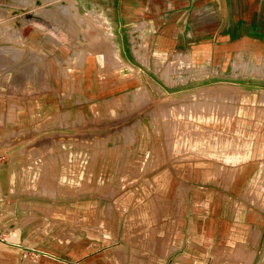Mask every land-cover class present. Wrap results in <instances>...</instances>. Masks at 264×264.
I'll return each instance as SVG.
<instances>
[{
    "label": "crops",
    "instance_id": "obj_1",
    "mask_svg": "<svg viewBox=\"0 0 264 264\" xmlns=\"http://www.w3.org/2000/svg\"><path fill=\"white\" fill-rule=\"evenodd\" d=\"M76 6L83 11L92 8L107 19L116 53L124 65L138 68L129 60L138 63L133 53L136 47L145 54L146 63L167 60L159 73L176 58L187 59L200 73L213 68V75L231 78L208 86H216L214 90L230 87L222 90L228 93L225 103L236 101L239 109L213 105L216 109L211 116L232 119L235 115L240 130H225L233 119L223 123L220 130L205 128L202 133L193 130L184 134L179 129L175 135L180 145L192 147L189 158L183 157L186 151L181 152L183 147L179 146L178 157H170L175 152L166 140L175 137L174 123L186 124L184 118L178 117L181 114L202 119L200 110L187 111V107L197 104L174 107L169 116L177 117L175 120L166 125L161 121L160 127L146 123L143 132L136 131L133 121L121 130L102 131L103 137L150 140L145 148H121L129 156L145 153L146 162L155 163L146 173L144 193H137L138 179H133L124 184L128 190L113 195L106 203L99 191L65 194L64 223L53 222L49 227H38L37 223L26 227L23 216L19 218L22 225L11 222L26 203L60 199L51 196L49 183L43 185L41 181L38 190L31 189L38 193L27 194L23 189L28 175L34 171L37 174L49 164L56 163L59 170L65 164L66 172L60 176L56 170L57 177L64 180L66 187L72 188L77 181L75 188L84 189L89 168L99 166L101 150L57 147V140L71 142L72 137H86L84 132L72 133L71 119L67 127L37 131L41 135L38 139L56 138L48 142L53 149L48 164L42 143L31 148L17 143L0 149L6 152L0 151V264H264V76L246 74L264 75V0H76ZM192 86L196 87L182 90L203 88L201 83ZM79 88L85 101L97 98V92L115 94L123 90L118 85L104 90L98 85L88 88L83 83ZM169 89L165 92L169 103L166 109L171 106L169 100H179L183 92ZM6 115L1 113L0 119L6 121ZM1 139L0 145L5 147L8 143ZM225 139V146L219 149L197 144H220ZM202 154L214 157H201ZM63 155L66 160L61 158ZM89 155L96 157L89 162ZM129 160L127 165L133 163L132 158ZM75 171L80 172L79 179ZM35 179L37 185L40 179ZM100 182L103 188L104 179ZM119 182L108 185L121 188ZM86 195L92 197L88 199L91 203L83 199Z\"/></svg>",
    "mask_w": 264,
    "mask_h": 264
},
{
    "label": "rangeland",
    "instance_id": "obj_2",
    "mask_svg": "<svg viewBox=\"0 0 264 264\" xmlns=\"http://www.w3.org/2000/svg\"><path fill=\"white\" fill-rule=\"evenodd\" d=\"M83 17H87L91 24L85 23ZM102 19L104 25H102ZM105 23L107 24L105 25ZM108 27L107 19L94 9L87 8L85 11L77 9L76 0H0V55L3 54L0 56V114L7 113L4 117L6 121L0 119V140L3 138V141L8 143L5 147L0 145V149L14 146L17 143L20 147L29 145V148L42 143V145L45 144L46 150L44 152L45 164H48V155H51L53 151L52 148H49L48 142L56 141V138L46 136L38 139L41 135L37 131L41 128L53 131V126L67 127V120L71 119L72 128L69 127V129L71 128L72 133L84 132L87 133L86 137L81 139L75 136L72 137L71 142L64 139L57 140V147L87 146L89 149L93 148L94 151L100 149L102 155L105 152L103 156L101 154L98 156L100 161L99 163L97 161V164L99 166L89 168L85 182L87 185L84 189L75 188L77 181L73 182L72 188L64 185V180L59 177L66 172L65 164L60 166V170L57 169L56 163L49 164L46 169L37 171V174H34V171V176L28 175V180L25 181L27 186L23 189L27 194L38 193L32 192V190L34 188L38 190L41 183L43 185L49 183L50 185L47 187L53 191L51 196L60 199L40 204L26 203L23 207L20 206V212L11 221L13 223L18 221L19 224L22 223V220H27L26 227L34 223H37L38 227H49L53 222L63 224V212L66 208L62 196L65 194H93L99 191V195L106 203V201L112 200L113 195L128 190L129 188L124 184H129V181H133V179H138L137 193H144L146 173L155 163L153 165L150 162L147 163L145 153L129 156L122 152L121 148L135 146L145 148L150 140L137 137L126 140L117 137H103L102 131L124 129L129 121L136 123V129L138 128L136 131L141 132L146 130V123L152 122L160 127L161 121H164L166 125L167 121L170 122L177 118L169 116L171 109L186 107L190 103L197 104V107H187V111L200 110L202 119H195V115L192 116L188 113L178 116L184 118L186 124L184 122L181 123V126H177V123L173 125L175 137L166 140V143H170L169 147L175 152L170 157H178V146L183 147L175 135L179 129L181 133L185 131L184 134L186 131L193 132V130L202 133L205 128L220 130L223 123L233 119L232 123L225 126V130H240L235 115L232 119L226 116L220 118L211 116V114L214 115L216 109L213 105L228 110L231 107L239 109L236 106L239 105L236 101L233 102L234 104L225 103L228 93L222 90L230 87L222 86L220 87L222 90H214L213 88L216 86H208L215 82L230 81L231 78L213 75V68H207L203 73H200L195 71V66H192L187 59L180 61L176 58H170L164 72L162 70L159 73L167 60L154 64H150L147 60L146 63L145 54H141V51L136 47H133V53L138 59V63L133 62L132 59L129 60L138 68L124 65L116 56L112 34L107 35L112 33ZM107 29L109 31L106 34ZM39 37L41 41L36 42ZM111 56H115V58ZM131 67L133 72H130ZM246 74L255 78L264 76ZM175 81H177L176 84H174ZM81 83L88 88H97L98 85L101 90L118 85L123 90L115 94H110L112 92L109 93L106 90L97 92V95L100 94L97 98L92 96L88 98L89 101H85L86 97L79 88ZM197 83H201L203 88L186 92L182 90L183 88L196 87L192 85ZM167 86L173 87L169 89ZM168 89L174 91L179 89L183 92H180V96L177 98L179 100L170 99L171 106L166 109L169 103L166 102L165 92ZM234 97L236 96L234 95ZM33 117H37L38 120L34 121ZM25 120H30L31 123L28 125ZM103 121L108 123L104 124ZM187 124L190 127H186ZM103 126L105 128H102ZM55 130L64 131V129ZM165 130L167 134H170L166 126ZM136 131L134 134L137 136L139 133ZM159 141L157 139L155 142L159 144ZM227 142L229 145L230 140ZM225 143L226 139L220 144H203V142L197 144L202 148L219 149L224 147ZM232 146L240 147L241 144H232ZM183 150L186 151L185 155H182L183 157L192 156V147H183L181 152ZM4 154H6L5 151ZM95 157L96 155H89L88 161L94 160ZM201 157L214 156L202 154ZM61 158L66 160L64 155ZM129 158L133 159L131 165H127L130 161ZM78 160L79 157L74 161V164L78 163ZM125 161L128 162L125 163ZM56 170L60 173L59 177H57ZM75 174L79 179L80 172L75 171ZM35 178L40 179L37 185ZM101 179H104L105 182L103 188L100 187ZM98 180L99 182H97ZM118 180L122 184L121 188L108 185L110 182H118ZM87 196L83 199L91 201L92 197L88 196L89 198H87ZM22 216L24 218L19 219ZM37 216L39 218L36 219ZM55 219L56 221H54ZM221 253L225 254V252Z\"/></svg>",
    "mask_w": 264,
    "mask_h": 264
},
{
    "label": "bare ground",
    "instance_id": "obj_3",
    "mask_svg": "<svg viewBox=\"0 0 264 264\" xmlns=\"http://www.w3.org/2000/svg\"><path fill=\"white\" fill-rule=\"evenodd\" d=\"M64 15H65V14H64ZM98 16H99V15H98ZM40 17H41V16H40ZM42 18H43V17H42ZM101 18H102V16H101ZM83 20H84L85 23H88V24L90 23V24H91V22L89 21V19H88L87 17H83ZM101 21H102V25H104V24H103V19H102ZM105 22H106V21H105ZM100 24H101V22H100ZM106 24H107V23H105V25H106ZM81 25H82V24H81ZM11 26H12V25H11ZM105 27H106V26H105ZM105 27H104V28H105ZM102 28H103V27H102ZM108 28H109V27H108ZM12 30L14 31V29H12ZM16 31H17V30H16ZM108 31H109V30L107 29V31H105V33L108 32ZM106 34H107V33H106ZM110 34H112V33H108L107 35L109 36ZM16 35H17V34H16ZM18 43H19V42H18ZM14 47H15V46H14ZM16 49H17V48H16ZM116 56H118V55H116ZM118 60H119V59H118ZM131 69H132V70H131L130 72H133V68H132V67H131Z\"/></svg>",
    "mask_w": 264,
    "mask_h": 264
}]
</instances>
